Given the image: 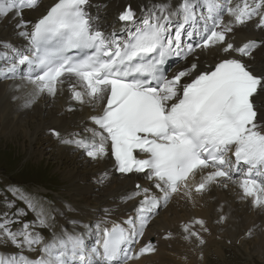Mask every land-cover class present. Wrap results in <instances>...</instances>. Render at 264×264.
<instances>
[{
  "label": "snow or ice",
  "instance_id": "1",
  "mask_svg": "<svg viewBox=\"0 0 264 264\" xmlns=\"http://www.w3.org/2000/svg\"><path fill=\"white\" fill-rule=\"evenodd\" d=\"M90 3L53 0L33 21L25 13L40 0H0V22L10 23L24 41L17 48L0 40L6 52L0 72L9 79L19 74L15 87L26 88L25 108L66 92L64 111L90 106L82 128L64 133L51 127L49 134L91 160L107 159L112 174L141 175L146 184L125 194L133 205L126 218L111 220L113 210L105 208L104 218L84 225V232L75 231V220L73 231H54V217L22 196L36 219L21 222L23 209L0 213V264H133L157 251L159 240L147 230L162 209L215 201L212 223L225 225L233 209L218 199L221 191H233L250 210L264 212V60L259 69L256 64L264 35L235 40L249 27L264 34V0H175L171 6L162 0L151 9L129 2L116 15L118 24L133 25L123 35L105 28ZM209 53L215 59L206 64L200 57ZM171 59L184 63L171 71ZM109 179L108 171L97 178ZM179 228L166 229L162 239L179 236L199 249L211 235L202 217L183 220ZM89 230L95 235L91 246Z\"/></svg>",
  "mask_w": 264,
  "mask_h": 264
},
{
  "label": "bare ground",
  "instance_id": "2",
  "mask_svg": "<svg viewBox=\"0 0 264 264\" xmlns=\"http://www.w3.org/2000/svg\"><path fill=\"white\" fill-rule=\"evenodd\" d=\"M94 2H102L101 7L92 8L93 13L99 14L102 17L104 26L106 23H112L115 19V15L119 7L125 3L124 0H93ZM53 3V0H43L42 4L36 10H31L28 13L30 14L29 19L35 21L37 18L41 16V14L45 11V9ZM162 3V0H137V7L143 9L148 7L151 9L153 6H159ZM168 4H171L168 1ZM107 6V7H105ZM139 17H143L146 15L145 12H139ZM249 29L237 32L236 34L241 36L239 38V42L246 40L249 36H257L259 34L258 31L251 30L250 34H247ZM0 40L3 41H11L15 47L20 48L24 46V41L22 38L16 35V30L13 26L8 22H0ZM201 59L205 58V56H201ZM3 59V58H0ZM215 59V57H214ZM214 60L210 59L206 63L211 64ZM1 65V64H0ZM261 64L259 65V67ZM257 66V68L259 69ZM20 83L19 74L15 79L5 78L0 72V126L6 133H22L23 136H26V139L29 143L42 141L43 144H46V147L52 150L51 144L58 147V150L52 152L53 155L58 156V158L63 160L62 158L68 157L71 161L67 164L69 166V170L67 172L62 171V174L69 177L70 180L77 181L78 186L75 189L77 193L76 196H73L71 193V201L64 200L62 198V205H58V208H64L63 205L68 202L72 203L77 209L84 211L85 208L93 210L94 213L103 212L102 210L105 208L111 209L110 205L114 199L117 202L120 197L128 190L133 188V181L131 177H125L121 179L119 176L114 175L112 179H109V184L97 189L98 180L92 182L94 177L99 176L100 172L104 170V168L110 162L106 160L100 162L96 165V167H90L87 162H84L79 158V155L73 153L70 150V147L66 144H62L60 140L52 137L48 129L51 127H56L62 132L67 133L72 129H76L79 124L81 118H85L88 116V112H86V108L78 107V110L75 112H66L64 111L65 107L68 103V98H57L53 102L51 101H43L42 99L31 108L23 107L24 103V95L26 88H22L17 90L15 85ZM30 87V86H27ZM17 97V99H13V97ZM21 111H20V110ZM1 129V128H0ZM18 132H15L17 131ZM1 131V130H0ZM3 133V132H2ZM45 134L47 135L46 137ZM10 135V134H9ZM6 136V134H5ZM16 136V135H15ZM19 136V135H18ZM21 137V136H20ZM19 138V137H18ZM9 140V139H8ZM13 140V139H12ZM12 142V141H11ZM18 143V142H17ZM28 144V143H27ZM42 144V145H43ZM24 145V144H23ZM64 147L66 148H62ZM25 146V145H24ZM68 146V147H67ZM68 148V149H67ZM46 149V148H44ZM63 163V162H62ZM62 175V176H63ZM113 175V174H112ZM66 177V176H65ZM65 180V179H64ZM107 181V180H106ZM78 189V190H77ZM91 193H94V197ZM70 196L68 194H65ZM227 199L232 202V209L235 213L238 210H243L240 214L241 216L247 215L250 218L252 223L248 224L238 235L240 236L239 241L242 244L243 239H241L244 235V232L252 227L253 225L258 226L255 229L254 236L257 237V241L251 246L253 248L254 254L257 253L260 259L264 258V215H260L258 213H254L250 211L247 204L236 201V196L232 194H226ZM63 202L65 204H63ZM104 206V207H102ZM91 211L88 212V216L92 215ZM205 212V211H203ZM116 211H112L111 219H114L113 215H116ZM80 224L83 222L80 221ZM225 234V246H228V240L234 243V250L237 251L238 236L234 233H224ZM176 251L175 255H187L189 256L194 263H197V252L192 250V248L186 242H178L175 245ZM248 249V247H246ZM215 252L220 255L224 252V247L216 245L213 248ZM163 259V258H162ZM264 260V259H263ZM167 261L170 262V258H167ZM264 263V261H262Z\"/></svg>",
  "mask_w": 264,
  "mask_h": 264
},
{
  "label": "rangeland",
  "instance_id": "3",
  "mask_svg": "<svg viewBox=\"0 0 264 264\" xmlns=\"http://www.w3.org/2000/svg\"><path fill=\"white\" fill-rule=\"evenodd\" d=\"M0 128H1L0 129L1 130L0 131V159L2 160V162L0 161V176L1 177H3V174L7 175L6 171H9L10 174L14 175L13 178L15 179L13 181H16L17 183L22 184L21 182H19V177H21V174H23V172L26 171L25 176L21 177V181L40 182L44 184V186L38 183L37 184H23L27 189H29V191L27 192V191L22 190V193L28 194V193L37 192L41 194H46L51 199H53V201L56 204H62L60 200V198H62V195L67 196L65 194L70 195L71 193H73V196L77 195V193L75 192V189L78 186V184H76L78 182L77 181L74 182V180L73 181L70 180L67 174L65 175L62 174V171L67 172L69 170V166H67V164L69 162H71L72 164V161L68 157L62 158L63 160L61 161V159L58 158V156L52 154V152H55L58 150V147L50 143L52 147V150H50V148L46 147V144H43L42 141L29 143L30 141L28 142V140L26 139V136H23V132L20 134L19 133H13V134L6 133L2 129L1 126ZM15 132H18V130ZM46 136L47 135L45 134L44 137ZM62 148H66V147L63 146ZM9 160H12V161H9ZM39 171H43L45 173V176H42V177L37 176L36 173H38ZM46 178L48 179V182H49L48 184H47ZM0 187H1L0 192L3 195L4 199H8L10 195L12 194V192L16 189V185L5 184L3 186L0 185ZM45 187H51L57 192H51L47 190L42 191L43 189H45ZM68 197H71V195L67 196V198ZM1 198L2 196H0V200ZM2 210L4 209L0 208V212ZM74 216L75 214H73V212L69 214L70 218H73ZM239 238L240 236L238 235V242H239ZM250 244H252V241L250 242ZM235 249L237 250V248ZM248 253H250L249 250L247 253L245 252V257H244L245 264H264L263 262H261V261H264L263 260L264 258L260 259L253 252L250 253L251 255H248ZM172 264H174L173 261H172ZM234 264H241V259L239 258V260Z\"/></svg>",
  "mask_w": 264,
  "mask_h": 264
},
{
  "label": "trees",
  "instance_id": "4",
  "mask_svg": "<svg viewBox=\"0 0 264 264\" xmlns=\"http://www.w3.org/2000/svg\"><path fill=\"white\" fill-rule=\"evenodd\" d=\"M0 161L2 162V160L0 159ZM9 161H12V160H9ZM14 161H15V159H14Z\"/></svg>",
  "mask_w": 264,
  "mask_h": 264
}]
</instances>
